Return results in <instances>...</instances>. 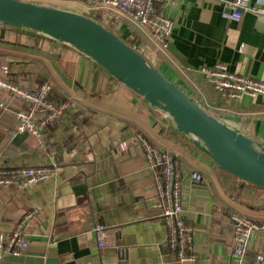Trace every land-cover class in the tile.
Returning a JSON list of instances; mask_svg holds the SVG:
<instances>
[{
    "label": "crops",
    "instance_id": "crops-1",
    "mask_svg": "<svg viewBox=\"0 0 264 264\" xmlns=\"http://www.w3.org/2000/svg\"><path fill=\"white\" fill-rule=\"evenodd\" d=\"M228 1L159 3L158 9L175 22L169 56L160 69L201 105L264 143V96L228 98L200 72L224 63L234 73L264 80V19L251 12L240 20L227 19ZM259 3L264 0H251ZM138 36L145 44L144 35ZM4 66L10 79L28 85L49 82L53 99L71 97L72 103L52 139L42 141L12 134L16 112L27 103L1 93L8 103L0 108V167L43 164L56 165L57 171L24 189L0 187V232H10L26 212L36 211L27 253L8 255L0 264H234L233 215L264 223V187L227 174L219 181L216 163L177 132L165 113L86 55L0 24V75ZM148 131L170 146L186 147L187 156L214 177L191 182L193 166L182 159L183 218L195 230L194 260L177 261L167 245L152 202L159 172L148 167L139 137L149 136ZM97 224L108 229L104 247L94 230ZM248 261L264 264V229L254 232Z\"/></svg>",
    "mask_w": 264,
    "mask_h": 264
},
{
    "label": "built area",
    "instance_id": "built-area-1",
    "mask_svg": "<svg viewBox=\"0 0 264 264\" xmlns=\"http://www.w3.org/2000/svg\"><path fill=\"white\" fill-rule=\"evenodd\" d=\"M27 1L38 2V0ZM164 1L166 0H46L43 4L65 9L76 7L70 10L93 18L128 42H135L129 43L154 63L155 56H169L170 40L175 24L170 16L158 9V4ZM246 12L254 13L264 19V3L251 4V0H230L225 4L223 15L230 20H240ZM138 33L143 34L147 39L145 44L137 37ZM9 72V68L4 66L0 75V108H6L8 103V99L1 97V93L27 103V106L16 112V123L12 134H27L42 141L51 140L54 130L71 106L72 98L52 100L50 99L52 86L49 82L40 85L24 84L10 79ZM200 72L228 98L240 99L246 95L264 96V80L234 73L224 63H218L213 67H202ZM201 106L226 121L208 107ZM148 132L149 136L139 133V137L145 148L148 167L154 172L161 169L155 178L156 194L152 202L163 221L167 245L174 252L177 261L194 260L195 230L183 218L185 204L182 159L193 166L188 177L191 182L200 183L208 176L214 181V177L209 170L187 156L186 147L182 151ZM56 171V165L1 166L0 187L17 184L20 189H24L32 183L48 179ZM35 214L36 211L26 212L10 232H0V260L8 255L27 253L30 247L29 224ZM233 220L236 229L232 259L234 264H249L248 252L252 236L255 231L264 229V223H259L243 213L234 214ZM94 230L100 247H104L109 236L107 227L97 224ZM262 259L263 256H257V260Z\"/></svg>",
    "mask_w": 264,
    "mask_h": 264
},
{
    "label": "water",
    "instance_id": "water-1",
    "mask_svg": "<svg viewBox=\"0 0 264 264\" xmlns=\"http://www.w3.org/2000/svg\"><path fill=\"white\" fill-rule=\"evenodd\" d=\"M0 24L54 39L86 55L165 113L177 132L221 168L264 187V143L209 113L142 52L100 22L54 5L0 0Z\"/></svg>",
    "mask_w": 264,
    "mask_h": 264
},
{
    "label": "trees",
    "instance_id": "trees-1",
    "mask_svg": "<svg viewBox=\"0 0 264 264\" xmlns=\"http://www.w3.org/2000/svg\"><path fill=\"white\" fill-rule=\"evenodd\" d=\"M10 27H12V28H16V29H21V28L13 27V26H10ZM137 37L139 38L138 34H137ZM139 39H140V38H139ZM129 42H130L131 44H133V42H131V41H129ZM50 99L55 100V99L52 98V95H51V94H50ZM158 172H161V169H160V168L158 169ZM214 173H215L216 178H218L219 181H222V180H221V175H222V174H227V175H230V176H232V177L239 178L238 176H236V175H234V174H232V173L226 171L225 169L221 168V167H220L219 165H217V164H216V170L214 171ZM240 179H241V178H240Z\"/></svg>",
    "mask_w": 264,
    "mask_h": 264
},
{
    "label": "rangeland",
    "instance_id": "rangeland-1",
    "mask_svg": "<svg viewBox=\"0 0 264 264\" xmlns=\"http://www.w3.org/2000/svg\"><path fill=\"white\" fill-rule=\"evenodd\" d=\"M68 8H70V9H74V8H76V7H68ZM125 30H127L126 28H125ZM133 43H135V42H133ZM162 59H163V57H161V56H155V59L153 60L154 61V63L160 68V66H162Z\"/></svg>",
    "mask_w": 264,
    "mask_h": 264
}]
</instances>
